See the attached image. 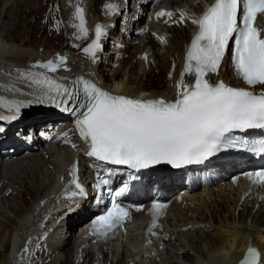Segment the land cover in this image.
Segmentation results:
<instances>
[{
	"label": "bare ground",
	"instance_id": "bare-ground-1",
	"mask_svg": "<svg viewBox=\"0 0 264 264\" xmlns=\"http://www.w3.org/2000/svg\"><path fill=\"white\" fill-rule=\"evenodd\" d=\"M194 1L166 0L169 11L174 13L172 19L166 17L165 24H152L149 33L141 34L145 20L140 17L144 6L135 1L130 6L125 0H35L39 4L36 7L31 0H0V90L30 92L27 88L29 86L24 84L29 82L19 73L31 70L49 75L58 82L88 76L92 80L97 79V83H102L116 94L123 92L127 96H133L147 92L151 98L173 101L177 94L176 85L185 71V57L193 37V29L197 27L191 23V19L204 12L203 1L212 2ZM109 4L117 6L114 12L106 7ZM77 5L83 7L86 25L89 29L92 28L84 36L77 26ZM180 12L186 14V19L182 23H176L180 19ZM121 13H124L122 25L118 26L117 31L115 24ZM137 22L141 24L138 25ZM97 26L104 29L100 48L109 44V39L117 31V41L114 44H121L122 47L111 49L109 52L112 55L106 60L113 63L118 52L126 56L119 69L112 64L107 66V61L97 68L95 62L100 56L99 49L96 51L95 61L85 51L82 56L87 60L76 61L71 55L74 51L81 53V48H89L95 42L93 34L95 35ZM45 33L51 43L63 42L65 48L48 50V46L39 41L40 35ZM91 37L94 40L90 41ZM41 47L44 48L42 52ZM145 57H149L147 59L150 62L152 58L155 60L146 65ZM60 58H63L62 65ZM49 61L60 65L57 71L50 73L47 69L33 67ZM87 61L94 63L89 66L84 64ZM123 66L124 71H128L124 88V78L121 79L119 72ZM88 68H94L98 75L92 74ZM207 78L213 83L223 81L229 86L238 87L241 84L232 75L228 55L219 75L210 73ZM184 81L191 84L194 77L185 75ZM261 90L264 88L260 86L256 89ZM36 104L43 112L51 113L26 112L12 122L0 120V127L5 129L0 133V147L36 145L38 139L34 138V130L37 126L66 121V118L61 117L64 114L60 108L50 104ZM62 156V161H59L54 151H51V156L37 152L29 157L19 158L16 162L0 163V235L7 241L13 239V233H19L7 259V251L0 246V264H33V256L37 260L34 264H102V257L96 256L97 252L106 255L104 264H108L110 256L112 264H132L128 261L135 260L131 247L134 243L137 248L148 249L144 246L145 243H140L143 232L139 229L137 233L123 237L122 241L87 239V232L81 235L82 240L76 239L75 228L79 220L88 216L86 213L90 212V204L88 201L68 198L67 190L63 188L68 183L63 179V170L72 163L73 157L67 150ZM243 186L242 182L237 187L218 188L207 193L204 190L196 194L197 199L174 203L166 220L164 237L159 240L156 248H149L150 251L143 256L146 260L140 263L243 264L249 248L255 247L260 253L258 264H264V201L260 200V196L243 199ZM35 195L34 203L31 202L28 212L24 213L20 209L19 199L27 201ZM207 200V207H204L206 211H199V207L205 205ZM8 212L17 213L19 221L25 220L24 224L13 221ZM32 214L35 217L34 227L30 220ZM219 215L223 225H219ZM26 219L30 220L29 223ZM137 219L145 218L143 214H139ZM55 223L57 233L50 234V227ZM175 236L176 241H171ZM153 252L158 257L155 260ZM95 253L97 254L94 255ZM90 260L93 263H89Z\"/></svg>",
	"mask_w": 264,
	"mask_h": 264
},
{
	"label": "snow or ice",
	"instance_id": "snow-or-ice-1",
	"mask_svg": "<svg viewBox=\"0 0 264 264\" xmlns=\"http://www.w3.org/2000/svg\"><path fill=\"white\" fill-rule=\"evenodd\" d=\"M113 12L115 5L106 6ZM82 31L85 21L82 9L77 8ZM182 23L186 14L180 12ZM174 13L161 10L157 18L172 19ZM259 16H264V0H214L203 15L192 18L198 28L187 50L185 71L176 85L173 101L164 99L140 100L112 95L95 84L82 81L80 91L56 81L44 73L21 72L19 75L34 87L35 103L50 104L62 111L80 109L77 128L82 139L89 143L87 155L131 169H144L161 162L174 167L199 163L223 149L244 150L264 155V139L249 141L234 137V132L264 129V30L256 26ZM104 35L102 26L95 29L96 41L84 51L95 58ZM231 50V66L237 77L247 87H232L223 81L211 82L209 74L219 75V70ZM146 59V57H145ZM61 65L63 58H60ZM34 68L55 72L60 65L49 61ZM185 75L194 77L186 84ZM13 115L0 117L12 122L18 118L28 103L10 102ZM5 129L0 127V133ZM78 191L72 197L84 196L85 189L75 179ZM254 184H264V170L248 174ZM109 185V179H100ZM128 189L125 184L113 193L111 208L93 221V234L107 236L129 218V211L116 202V197ZM153 217L161 215L166 206L154 204ZM155 221L149 228H155ZM260 253L255 247L248 250L243 264H258Z\"/></svg>",
	"mask_w": 264,
	"mask_h": 264
},
{
	"label": "rangeland",
	"instance_id": "rangeland-1",
	"mask_svg": "<svg viewBox=\"0 0 264 264\" xmlns=\"http://www.w3.org/2000/svg\"><path fill=\"white\" fill-rule=\"evenodd\" d=\"M31 2H32V4L34 5V6H36V7H38L39 6V4L38 3H36L35 2V0H31ZM195 3L197 2V0H195L194 1ZM122 15H124V13H121V15H119L118 16V18H117V22H116V24H115V26H117V31H118V26H121V21H122V19H123V17H122ZM3 18V17H2ZM120 24V25H119ZM134 30V29H133ZM117 31H115L114 32V35H112V36H115V34L117 33ZM76 41H79V40H77V39H75ZM112 39H109V41L110 42H112L111 41ZM39 41L44 45V46H48V50H53V51H56V50H58V49H63V48H65V44H63V42L61 43V42H57V43H51V40H50V38L48 37V35L45 33V34H43V35H40V38H39ZM66 41H67V39H66ZM109 42V44H105L104 46H105V48L107 47V50H109V48H111L112 47V45H111V43ZM109 45V46H108ZM87 47V46H86ZM86 47H84V48H81L80 49V51H81V53L80 52H76V51H74L73 53H71V55L74 57V59L77 61H83V60H87L85 57H83L82 56V52L84 53V50L86 49ZM44 50V48H40V51L42 52ZM66 50H69L68 48L66 49ZM67 52H69V51H67ZM149 56H150V54H149ZM106 58H107V55H104L103 57H98V60H96V65H97V68H99L100 66H102V65H104V63H106V61H107V66L108 65H110V64H114L115 63V61L112 63V61H110V60H106ZM147 58H149V57H147ZM146 58V59H147ZM94 61H95V58H92ZM154 58H152L151 59V62L149 61V59H147V64L146 65H149L150 63L152 64L153 62H154ZM102 61V62H101ZM86 62V61H85ZM84 62V64H88L89 66H91V64H93V63H90V62H88L87 61V63H85ZM102 63V64H101ZM93 67H94V65H92ZM110 67V66H109ZM143 67H144V65H143ZM84 68H85V66H84ZM108 68V67H107ZM115 68H117V69H119L118 67H115ZM90 68H88V71H90L92 74H95V75H98V71L96 72V70L93 68L92 70L90 69ZM124 69H125V66H123V67H121V70L119 71L120 73H121V79L122 78H124L123 79V81H122V87L124 88L125 86H126V76H128V71H124ZM99 76H101V74H99ZM120 79V78H119ZM145 80V79H144ZM24 84H26L27 86H29V87H27L28 89H30L31 91L30 92H28V91H24V90H19V92L16 90V89H11V90H9V91H6V90H0V117H6V116H11V115H13V111H10L9 109L12 107V105H11V103L10 102H13V101H18V102H24V103H28L30 106H28V107H24V108H22L21 109V111H20V113H19V115H18V118L21 116V115H24L26 112H34V113H38V114H47V113H51V112H43L42 111V109H41V107H39L36 103H33V101L35 100V96L32 94V93H34V87H32V86H30L28 83H24ZM115 87L116 86H114V89H115ZM23 91V92H22ZM31 93V94H30ZM7 103L8 105V107L7 106H5V103ZM53 113V112H52ZM36 197V195L34 196V197H30L29 199L30 200H25V199H23V198H20L19 199V205H20V209L24 212V213H26V212H28V210H29V208H30V203L31 202H33L34 203V198ZM212 199V198H211ZM211 199H209L211 202H212V200ZM209 200H207L206 202H205V205H201V207H199V211H202V209L203 210H205L206 211V209H204V207H207L206 205H207V203H208V201ZM8 215L11 217V219H13V221H18L19 223H21V225H23L24 224V221L25 220H23V219H21L20 221H19V217L17 216L18 214L17 213H9L8 212ZM31 217H32V223H31V225L33 224V227H34V220H35V217L33 218V214L31 215ZM206 217V216H205ZM219 222H220V224L219 225H223V222H222V219H221V215H219L218 216V219H217ZM217 221V222H218ZM26 222L27 223H29V219H26ZM23 223V224H22ZM10 226H8V228H9ZM216 227H218V226H216ZM14 232V231H13ZM65 232H67V231H64V233ZM0 234H2V232L0 233ZM19 234V233H18ZM17 233H13V239L11 238L10 240L9 239H7V241L6 240H3L2 238H1V235H0V246L2 247L1 249L2 250H6L7 252V255H5V259H7L8 258V256H9V254H10V252L12 251V248H13V245L17 242V239H18V237H19V235H18ZM15 237V238H14ZM17 238V239H16ZM175 238H177L176 236L174 237V238H172V240L171 241H176L175 240ZM16 241V242H15ZM1 243H2V245H1ZM132 247V250L135 252V254H133L134 256H135V260H132V261H134V262H132V261H128V262H131L132 264H141L140 262H142L143 260L145 261L146 259H144V254L145 253H148L149 251H150V249H154V248H148V249H141V248H135L134 246H131ZM169 247H171V245H169ZM162 252V251H161ZM163 252H165V251H163ZM162 252V253H163ZM98 253V255H96ZM97 253H95L94 255H96V256H98V257H100V255H101V261H102V264H104V262L106 261V259H107V257H106V255L104 256V253H101V254H99L100 252H97ZM157 256V254L156 253H154L153 252V257H154V260H155V258H158V257H156ZM165 256V255H164ZM163 256V257H164ZM34 257L35 256H33V258L31 259L32 260V263L34 264V263H36V259H34ZM36 258V257H35ZM1 261V260H0ZM89 263H93V260H90L89 261ZM95 264H97L96 262H95ZM108 264H112V257L110 256V258H109V262H108Z\"/></svg>",
	"mask_w": 264,
	"mask_h": 264
},
{
	"label": "water",
	"instance_id": "water-1",
	"mask_svg": "<svg viewBox=\"0 0 264 264\" xmlns=\"http://www.w3.org/2000/svg\"><path fill=\"white\" fill-rule=\"evenodd\" d=\"M77 8L79 9H82V15H83V19L85 21V24H84V28L86 29V31H82L81 30V27H80V19L77 17L76 13H77ZM75 15H76V18H77V26H78V29L80 30L81 33L83 34H87L88 33V28H87V25H86V15H85V11L83 9V7H80V6H76L75 7Z\"/></svg>",
	"mask_w": 264,
	"mask_h": 264
}]
</instances>
